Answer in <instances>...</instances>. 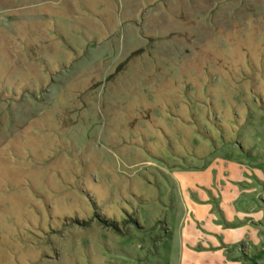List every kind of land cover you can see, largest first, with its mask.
<instances>
[{
  "label": "rangeland",
  "instance_id": "rangeland-1",
  "mask_svg": "<svg viewBox=\"0 0 264 264\" xmlns=\"http://www.w3.org/2000/svg\"><path fill=\"white\" fill-rule=\"evenodd\" d=\"M221 156L264 183V0H0V264H179Z\"/></svg>",
  "mask_w": 264,
  "mask_h": 264
},
{
  "label": "crops",
  "instance_id": "crops-1",
  "mask_svg": "<svg viewBox=\"0 0 264 264\" xmlns=\"http://www.w3.org/2000/svg\"><path fill=\"white\" fill-rule=\"evenodd\" d=\"M240 161L221 156L170 172L179 205L172 219L179 264H244L238 256L242 245L259 254L255 264H264V200L258 201L264 183L248 170L247 184L242 170L250 167Z\"/></svg>",
  "mask_w": 264,
  "mask_h": 264
}]
</instances>
